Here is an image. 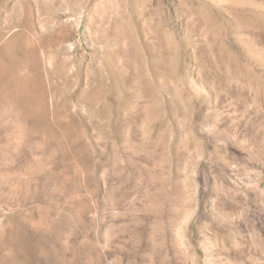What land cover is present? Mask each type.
Wrapping results in <instances>:
<instances>
[{
    "label": "rangeland",
    "instance_id": "rangeland-1",
    "mask_svg": "<svg viewBox=\"0 0 264 264\" xmlns=\"http://www.w3.org/2000/svg\"><path fill=\"white\" fill-rule=\"evenodd\" d=\"M0 264H264V0H0Z\"/></svg>",
    "mask_w": 264,
    "mask_h": 264
}]
</instances>
